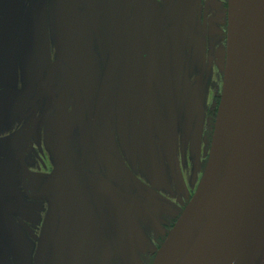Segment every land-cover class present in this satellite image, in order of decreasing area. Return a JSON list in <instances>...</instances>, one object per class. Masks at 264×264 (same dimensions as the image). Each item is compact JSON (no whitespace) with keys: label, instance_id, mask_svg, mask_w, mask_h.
Returning <instances> with one entry per match:
<instances>
[{"label":"flooded vegetation","instance_id":"1","mask_svg":"<svg viewBox=\"0 0 264 264\" xmlns=\"http://www.w3.org/2000/svg\"><path fill=\"white\" fill-rule=\"evenodd\" d=\"M229 2L0 0V264H54L62 234L129 264L119 203L154 263L209 160Z\"/></svg>","mask_w":264,"mask_h":264},{"label":"water","instance_id":"2","mask_svg":"<svg viewBox=\"0 0 264 264\" xmlns=\"http://www.w3.org/2000/svg\"><path fill=\"white\" fill-rule=\"evenodd\" d=\"M228 36L209 160L153 264H262L264 258V0H230ZM110 209L122 253L136 263L125 207ZM54 264H76L71 235L62 234Z\"/></svg>","mask_w":264,"mask_h":264},{"label":"rangeland","instance_id":"3","mask_svg":"<svg viewBox=\"0 0 264 264\" xmlns=\"http://www.w3.org/2000/svg\"><path fill=\"white\" fill-rule=\"evenodd\" d=\"M177 123H179L178 120H177ZM204 153H205V152H204ZM139 171L141 172V170H139ZM159 188H160V187H159ZM162 191L165 192V194H166L165 196L172 197L171 195H173V193H172V194H168V192H167L168 190H162ZM169 197H168V198H169ZM173 197H174V196H173ZM169 199H170V198H169Z\"/></svg>","mask_w":264,"mask_h":264}]
</instances>
